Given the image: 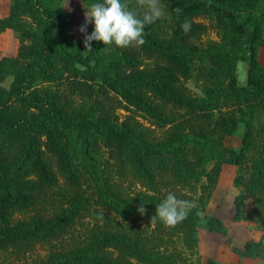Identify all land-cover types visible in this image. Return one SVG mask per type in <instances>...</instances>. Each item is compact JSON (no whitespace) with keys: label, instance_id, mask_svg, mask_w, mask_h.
<instances>
[{"label":"trees","instance_id":"1","mask_svg":"<svg viewBox=\"0 0 264 264\" xmlns=\"http://www.w3.org/2000/svg\"><path fill=\"white\" fill-rule=\"evenodd\" d=\"M163 1L168 3L167 17L146 27L147 43L142 45L158 66L140 71L131 68L138 59L129 49L120 55L115 45L101 41H92V50L85 49L83 39L69 42L68 14L59 0H11L7 15L0 17V34L12 30L31 45L24 51L20 45L15 57L0 58V250L53 240L39 264H202L198 229L222 234L231 243L224 222L208 215L206 208L222 166L232 164L238 189L233 219L254 223L262 234L259 240L231 247L239 256L264 264V64L259 59L263 0ZM176 8L182 11L177 14ZM201 14L218 31L219 41L190 43L206 27L193 20ZM25 16L35 27L24 24ZM185 20L191 22L187 34L180 27ZM20 57L29 60L20 63ZM58 60L87 79L101 80L142 111L150 125L165 130L157 133L137 120L108 123L92 113L66 116L47 86L60 73ZM239 61L246 63L244 84L238 82ZM178 76L200 81L203 95L183 92L173 84ZM240 125L239 146L227 145L226 138ZM41 135L69 177L77 176L75 159L87 163L99 181L100 199L120 216V223L107 230L93 226L85 237L74 239L69 226L84 200L76 196L50 216L35 214L11 224L9 206L32 204L54 182ZM98 142L114 151L118 166L129 167L141 189L129 193L112 182L107 171L100 176ZM169 192L195 202L187 218L172 228L150 221ZM142 203L144 215L137 211ZM206 264L219 263L208 258Z\"/></svg>","mask_w":264,"mask_h":264},{"label":"rangeland","instance_id":"2","mask_svg":"<svg viewBox=\"0 0 264 264\" xmlns=\"http://www.w3.org/2000/svg\"><path fill=\"white\" fill-rule=\"evenodd\" d=\"M165 16L167 17L168 3L160 0ZM11 0H0V17L7 15ZM132 7H135L134 0H129ZM264 3V0H263ZM60 7L68 14L69 26L66 35L71 42L73 39H84L93 27L89 23L86 33H81L78 29L85 21V12L90 7L83 0H59ZM194 21L205 24L206 27L201 31L198 38L191 44L203 46L210 41H219L218 31L212 27L206 15H198ZM24 24L28 27H35L36 22L29 16L24 17ZM2 34V33H1ZM0 34V58L3 56L15 57L20 45L23 51L30 45L28 39H18L16 33L9 30L7 33ZM131 50L137 57L138 62L133 70L149 71L156 68L158 63L140 47L129 46L127 48H116L120 55H125L126 50ZM115 50V51H116ZM261 51V62L264 64V49ZM28 57H20L18 61L25 63ZM59 75L47 86L57 97L59 104L64 109L66 116L77 114H95L101 120L108 123L123 124L125 121H140L143 125L154 128L155 132H161L165 128L150 125L147 116L140 110L131 106L122 96H120L110 86L99 79H87L79 71L75 70L71 64L65 60H58ZM130 70V69H129ZM128 70V71H129ZM237 73L239 84H244L246 79V63H237ZM178 88L190 96H202L201 82L196 79H187L178 76L173 82ZM30 114H37V111L28 108ZM242 126L229 137L226 144L234 147L239 146ZM39 142L43 150V156L50 164L54 182L48 185L43 194H39L36 200L27 206H9L8 216L11 224L20 221H27L35 214L50 216L55 212L61 211L70 205V201L76 196L84 197L83 203L79 207L78 213L73 218L69 226L74 239H82L87 234L89 228L95 226L102 229H111L121 222L120 216L109 208L101 199L99 185L94 175H91L90 168L82 159H75L77 167L76 178H71L60 169L57 156L50 152L45 143L43 135L39 137ZM114 151L107 147L103 142H98L95 146V159L100 176L107 171L112 182L124 188L126 192L134 193L141 189V185L131 177L128 166L117 165V160L113 156ZM236 173V166L224 164L220 172L218 183L206 208L208 215L219 217L228 229V236L231 243L226 242L225 236L205 229H198L200 238L199 251L202 256V264H206L208 258H212L219 264H263L260 259L241 257L236 254L231 246L241 247L246 240H259L261 230L252 222L234 221L233 199L238 189L233 185V178ZM30 177H33L32 175ZM72 204V203H71ZM246 208L252 207L250 200H246ZM103 210V219H98V214ZM55 243L53 240L39 241L33 245H19L0 250V264H39L44 260ZM71 243V241H70Z\"/></svg>","mask_w":264,"mask_h":264},{"label":"clouds","instance_id":"3","mask_svg":"<svg viewBox=\"0 0 264 264\" xmlns=\"http://www.w3.org/2000/svg\"><path fill=\"white\" fill-rule=\"evenodd\" d=\"M132 7L129 0H96L85 12L84 24L79 27L81 33H86L89 23L93 30L83 39L84 47L92 50V41H101L104 46L115 45L118 48L129 46L140 47L147 43L145 37L146 27L164 18L165 12L160 0H134ZM179 14L182 9L174 10ZM182 32L187 34L191 30V22L185 20L181 24ZM172 30L167 38L171 39ZM195 207V202L187 199H178L175 193L169 192L166 197L156 205L155 213L150 221H159L166 228L175 227L185 220ZM137 211L144 215L146 209L143 203ZM103 210L98 214V219H103Z\"/></svg>","mask_w":264,"mask_h":264},{"label":"crops","instance_id":"4","mask_svg":"<svg viewBox=\"0 0 264 264\" xmlns=\"http://www.w3.org/2000/svg\"><path fill=\"white\" fill-rule=\"evenodd\" d=\"M8 9H9V8H8ZM5 16H6V15H5ZM8 31H9V29H7L6 31H4L2 34L7 33ZM2 34H1V35H2ZM260 49H264V46L260 47ZM261 51H262V50H260V55H259V59H260V61H262V60H261ZM263 51H264V50H263ZM261 63H262V62H261Z\"/></svg>","mask_w":264,"mask_h":264}]
</instances>
